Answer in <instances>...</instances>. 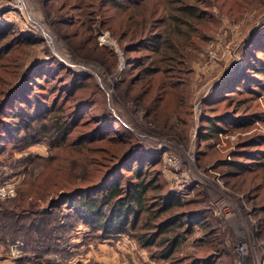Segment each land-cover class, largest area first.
<instances>
[{"label":"rangeland","instance_id":"374dc122","mask_svg":"<svg viewBox=\"0 0 264 264\" xmlns=\"http://www.w3.org/2000/svg\"><path fill=\"white\" fill-rule=\"evenodd\" d=\"M73 1L0 0V29L9 25L12 29L8 30L16 35L10 50L0 49V100L6 99L9 87L19 86L0 112V186L13 189L10 197L0 196V203L13 205L22 196L24 207L29 208V197H33L36 210L50 212L49 227H55L47 234L43 228L20 233L14 240V234H5V243L0 240V264H190L195 257L207 258L200 264H264V170L260 169L263 172L254 178V183H259L256 201L252 200L253 191L246 194L230 187L222 172L224 161L236 159L253 167V162L259 160L233 158L232 151L239 149L236 143L243 146L247 139L264 137V91L248 86L249 73L245 75L250 71V62L264 65V0H209L207 23L202 27L204 41L192 49L186 67L183 105L173 110L167 120L164 112L154 120L142 103L131 98V83L126 80L136 76L133 57L140 54L123 52L114 36L120 14L116 12L109 23L90 35L87 13L91 10L73 6ZM105 9L104 21L110 12H115L107 11V5ZM102 38L108 43H102ZM104 48L113 51L115 61ZM75 75L79 81L97 86L98 98L115 119L114 132L121 133L122 138L129 135L140 145L138 155L152 160L165 189L189 202L183 210L200 209L216 230L215 247L205 242L208 236L204 228L192 225L172 258H151L154 248L150 252L129 234H105L88 226L78 220L69 208L70 202L57 201L61 191L72 190L65 187L72 177L93 170L85 162L88 155H99L93 150L99 149L102 140L86 142L79 148L72 146V140L77 130L86 131L95 125L92 121L101 110L99 106L79 110L78 127L57 146L45 138L25 145L1 119L9 120L15 112L25 114L17 107L21 101H29L31 113H35L42 110L43 102H51L61 93L57 102L60 105L70 97L61 89ZM159 77L151 79L154 89ZM254 79L264 85V76ZM238 83L241 84L234 86V92L215 99L226 86ZM211 107H216L213 112ZM232 111L237 115L249 111L258 119L232 128L220 124L226 132L202 138L206 132L201 126L202 115ZM84 121L91 123L83 126ZM247 149L262 153L264 143ZM252 176L240 174L233 183L245 178L248 184ZM220 201L223 205L217 206ZM21 223L29 224V219ZM37 241L45 247L38 254Z\"/></svg>","mask_w":264,"mask_h":264},{"label":"trees","instance_id":"16d2710c","mask_svg":"<svg viewBox=\"0 0 264 264\" xmlns=\"http://www.w3.org/2000/svg\"><path fill=\"white\" fill-rule=\"evenodd\" d=\"M75 4L78 8L87 7L91 10L87 13L90 35L95 29H101L105 23H109L108 19H113L116 12L120 14L119 29L113 30L114 36L123 52L140 54L133 57L138 69L136 76L126 80L131 83V98L134 97L133 99L142 103L147 114L154 120L161 112H164L167 120L173 110L183 105L181 92L188 73L186 67L191 61L192 49L198 48L204 41L205 31L202 27L207 23L206 11L210 7L209 0H74L72 5ZM106 5L107 11L110 12L108 9H111L115 12H110L104 21ZM7 26L9 25L0 29V49L3 48V52L10 50L16 40V35L8 30L12 27ZM109 26L108 29H111V25ZM123 41L127 43L123 44ZM104 49L115 61L113 51ZM247 68L250 70L245 74L249 73L246 81L248 86H258L264 91V85L254 79L264 76L263 63L250 62ZM156 75L160 77L154 89L151 79ZM70 78L71 81H67L68 84L61 89L68 92L70 97L63 99L60 105L57 102L61 93H58L51 102H43L44 105H40L42 110L36 112L37 109L35 113H31L29 101H21L17 107L19 111L23 109L25 114L15 112L11 119H1L3 125L6 128L9 126V129L19 135L18 139L25 145L37 143L41 138H45L57 146L78 127L82 112L79 110L92 109L93 106H99L101 109L92 121L99 125H92L86 131L77 130L72 140V146L75 148L86 142L102 140L103 144L99 149H91L99 155L95 157L88 155L85 162V165L93 170L87 175L72 177L71 183L65 185L68 188L73 187L72 190L61 191L63 185L60 182L58 191L61 192L58 194V200L54 201L70 202L69 208H72L79 221L96 227L105 234H129L140 246L149 251L154 248L152 252L150 251L151 258H172L182 236L191 232L192 225L204 228V234L208 236L204 239L205 242L215 247L217 243L213 234L216 230L200 213V209L183 210L189 202L165 189L159 173L152 167V160L138 155L140 145L129 135L122 138L121 133L114 132L115 119L104 107L103 101L98 98L97 86L88 81H79L76 75ZM240 84L226 86L223 93L216 94L215 99L225 96V92H234V86ZM18 87L12 85L5 92L6 99L0 100V112ZM248 91L252 92L250 89ZM215 108L211 107V112ZM257 116L249 111L239 115L237 111L202 115L201 126L206 130L202 138L208 139L226 132L227 129L220 124L228 128L243 126L257 121ZM15 118H18V122ZM89 123L91 122L84 121L82 125L86 126ZM263 143L264 137L259 135L257 139L252 137L244 141L243 146L236 143L239 149L232 151L233 158L239 157L243 160L258 158L259 160L253 162V167L236 159L223 163L225 167L222 171L223 177L227 178L229 186L246 194L253 191V201L259 198L256 193L259 183L255 184L254 178H259L263 172L260 169L264 170V152L255 153L247 148ZM124 170H128L129 173H125ZM246 173L253 174L248 183L250 185L245 178L239 183H233L235 177ZM23 199L21 196L13 205L0 203V240L3 242L5 234H14L15 237H12L14 240L18 234H27L33 229L38 231L43 228L44 234L55 229L54 226L49 227L50 212L36 210L37 201L33 197H29V208H25ZM24 219H29V224L21 223ZM15 242L12 241L11 244ZM37 243L36 254L45 249L39 241ZM44 253L46 252L43 251L42 254ZM206 259L195 257V261L190 264H200L206 262Z\"/></svg>","mask_w":264,"mask_h":264},{"label":"built area","instance_id":"2783aa9c","mask_svg":"<svg viewBox=\"0 0 264 264\" xmlns=\"http://www.w3.org/2000/svg\"><path fill=\"white\" fill-rule=\"evenodd\" d=\"M11 195H13V189L12 188H8L5 186H0V196L2 198H6V197H10ZM223 205V201H220L217 203V206H221ZM238 250L242 251L243 247L242 245L238 246Z\"/></svg>","mask_w":264,"mask_h":264},{"label":"bare ground","instance_id":"6f19581e","mask_svg":"<svg viewBox=\"0 0 264 264\" xmlns=\"http://www.w3.org/2000/svg\"><path fill=\"white\" fill-rule=\"evenodd\" d=\"M106 38V37H105ZM102 43H108V40L102 38Z\"/></svg>","mask_w":264,"mask_h":264}]
</instances>
